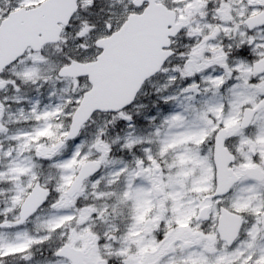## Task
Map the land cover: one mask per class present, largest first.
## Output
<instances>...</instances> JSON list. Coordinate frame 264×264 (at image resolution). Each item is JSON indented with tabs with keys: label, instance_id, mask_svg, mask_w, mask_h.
Instances as JSON below:
<instances>
[{
	"label": "snow or ice",
	"instance_id": "1",
	"mask_svg": "<svg viewBox=\"0 0 264 264\" xmlns=\"http://www.w3.org/2000/svg\"><path fill=\"white\" fill-rule=\"evenodd\" d=\"M0 264H264V0H0Z\"/></svg>",
	"mask_w": 264,
	"mask_h": 264
}]
</instances>
